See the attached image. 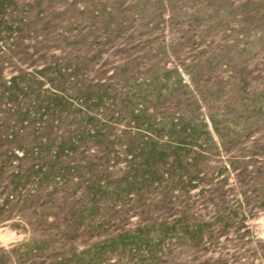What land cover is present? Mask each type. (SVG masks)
Listing matches in <instances>:
<instances>
[{
    "label": "rangeland",
    "instance_id": "374dc122",
    "mask_svg": "<svg viewBox=\"0 0 264 264\" xmlns=\"http://www.w3.org/2000/svg\"><path fill=\"white\" fill-rule=\"evenodd\" d=\"M0 264H264V0H0Z\"/></svg>",
    "mask_w": 264,
    "mask_h": 264
}]
</instances>
